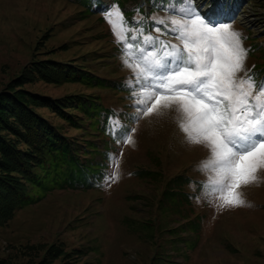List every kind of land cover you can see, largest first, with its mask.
I'll use <instances>...</instances> for the list:
<instances>
[{"label": "rangeland", "instance_id": "obj_1", "mask_svg": "<svg viewBox=\"0 0 264 264\" xmlns=\"http://www.w3.org/2000/svg\"><path fill=\"white\" fill-rule=\"evenodd\" d=\"M81 1L0 0V93L23 78L18 90L53 99H96L100 106L89 104L95 115L103 108L119 120L128 108L125 125L135 129L133 142H109L88 120L76 129L50 109L36 108L76 145L66 160L49 155L50 174L43 177L42 171L32 183V202L1 229L0 258L36 264L48 247L63 243L68 252L84 247L86 252L54 264H264V169L257 173V182L240 189L246 206L217 207L203 198L200 188L206 176L199 166L209 152L185 141L177 113L163 110L134 120L129 91L133 73L123 63V47L107 14L118 8L125 21L139 26L144 21L141 27L153 36L160 27L161 39L178 43L164 25L147 22L166 18V9L177 0H95L93 11L104 5L105 12L89 15ZM199 1L208 5L205 11L213 8V0ZM219 2L230 7L221 19L241 34L248 50L245 69L257 82L264 81V0ZM236 13L247 26L233 20ZM130 15L132 21L126 20ZM113 21L120 24L115 17ZM45 60L80 65L107 81L99 86L48 84L26 76L32 62ZM68 111L83 117L77 110ZM99 120L91 123L99 127ZM143 169L162 173L161 180L135 175ZM114 171L118 178L107 179ZM180 174L191 181L185 187L172 182Z\"/></svg>", "mask_w": 264, "mask_h": 264}, {"label": "snow or ice", "instance_id": "obj_2", "mask_svg": "<svg viewBox=\"0 0 264 264\" xmlns=\"http://www.w3.org/2000/svg\"><path fill=\"white\" fill-rule=\"evenodd\" d=\"M228 11L219 0L207 11L195 0H177L154 23L178 43L161 39L160 27L153 36L138 22L125 21L118 8L107 14L123 47V63L133 73L134 120L163 110L177 113L185 141L209 152L199 166L206 176L200 188L220 208L246 206L240 189L257 182L264 169V81L245 69L248 50L241 34L230 22H213ZM127 131L121 142L132 143L135 129ZM121 135L117 132L118 140ZM117 178L114 171L107 179Z\"/></svg>", "mask_w": 264, "mask_h": 264}, {"label": "trees", "instance_id": "obj_3", "mask_svg": "<svg viewBox=\"0 0 264 264\" xmlns=\"http://www.w3.org/2000/svg\"><path fill=\"white\" fill-rule=\"evenodd\" d=\"M87 1H90V4ZM81 2L86 7L87 14L91 13L92 0ZM30 67L26 76H36L39 80L48 84L79 82L84 85L95 86L98 84L99 86L103 84V81H107L100 76H96L87 68L70 63L45 60L32 62ZM22 80L23 78L16 79L14 81L16 85L10 83L0 93V232L14 218L16 212L22 206L32 202L30 188L40 173L44 171L43 177L50 174L49 155L66 160L69 155H72L74 145H76L71 137H67L61 132L59 127L37 113L36 108L50 109L76 129L83 128L86 120H88L90 121L89 127L101 131L100 134L103 136L106 134L108 141L115 142V144L123 139L129 129L125 125V120H129L130 117L128 108L119 113L120 121L110 119L109 113H106L103 108L98 113L99 115L90 112V103L100 106L96 99L86 101L83 96L78 95L53 99L48 96L32 94L15 88L23 85ZM107 85L108 83L105 86ZM68 110H77L83 113V117L72 115ZM87 114L92 115L87 118ZM97 116H100V120L96 118ZM92 119L99 120V127L91 123ZM121 123L123 126L116 128ZM101 125L106 129L104 130ZM117 132L122 133L119 140ZM88 143H92V141H88ZM161 174L158 171L147 169L135 173L137 176L152 179L154 182L161 180ZM172 182L185 187L191 181L180 174ZM38 184L41 185V182ZM84 248H76V250L68 252L65 250L63 243H54L48 247L44 258L36 264H54L56 261L79 259L86 252ZM11 262V260L0 258V264H14Z\"/></svg>", "mask_w": 264, "mask_h": 264}, {"label": "bare ground", "instance_id": "obj_4", "mask_svg": "<svg viewBox=\"0 0 264 264\" xmlns=\"http://www.w3.org/2000/svg\"><path fill=\"white\" fill-rule=\"evenodd\" d=\"M208 10V9H207ZM240 21H245V19L243 17L240 18Z\"/></svg>", "mask_w": 264, "mask_h": 264}]
</instances>
